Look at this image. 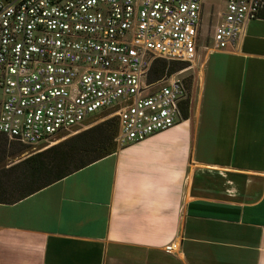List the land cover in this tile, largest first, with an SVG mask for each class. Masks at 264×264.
Masks as SVG:
<instances>
[{"label": "crops", "instance_id": "obj_1", "mask_svg": "<svg viewBox=\"0 0 264 264\" xmlns=\"http://www.w3.org/2000/svg\"><path fill=\"white\" fill-rule=\"evenodd\" d=\"M197 76L173 128L0 203V264H264V18Z\"/></svg>", "mask_w": 264, "mask_h": 264}, {"label": "built area", "instance_id": "obj_2", "mask_svg": "<svg viewBox=\"0 0 264 264\" xmlns=\"http://www.w3.org/2000/svg\"><path fill=\"white\" fill-rule=\"evenodd\" d=\"M222 1L210 51L233 47L264 10V0ZM206 8V0H0V144L48 143L109 110L119 146L173 128L189 99L184 70L152 79V65L196 60Z\"/></svg>", "mask_w": 264, "mask_h": 264}, {"label": "trees", "instance_id": "obj_3", "mask_svg": "<svg viewBox=\"0 0 264 264\" xmlns=\"http://www.w3.org/2000/svg\"><path fill=\"white\" fill-rule=\"evenodd\" d=\"M259 18H264V10L259 14ZM187 66L188 63L167 62L162 59H157L152 65L151 76L152 79H160L166 74L171 75L177 71L185 69ZM189 107L190 96L183 106L182 112L184 119L188 117ZM114 121L118 132V121L116 118H114ZM95 129L96 128H92L78 133L75 136L64 140L63 142H60L59 144L53 145L42 152L32 154L21 161L20 167H23V170L25 168L29 176H27V178L24 176V178L27 179V184H24L22 187H20V189L16 185V181L12 179V175H9L11 174L10 172L14 171L15 169L9 170V172L5 174L6 177L9 175L7 177V184L0 182V203H17L22 199L44 189L45 187H48L114 153L116 151L115 148L108 151L101 149L96 152L95 156L89 157L86 154H89L91 151H93L96 146L82 147L78 145L79 141H84L87 137L89 138L90 136L94 135L96 131ZM92 144H96V142H92ZM8 145H10L9 142L4 140L0 144V149ZM65 147L69 148L62 151V149ZM91 148L93 150H91ZM51 153L59 154L58 159L49 161L48 156ZM39 179L40 181H38ZM9 184H13V186L9 187Z\"/></svg>", "mask_w": 264, "mask_h": 264}, {"label": "rangeland", "instance_id": "obj_4", "mask_svg": "<svg viewBox=\"0 0 264 264\" xmlns=\"http://www.w3.org/2000/svg\"><path fill=\"white\" fill-rule=\"evenodd\" d=\"M206 6V28L204 27L203 30L204 36L201 43L202 46L198 51L196 60L193 63H188V66L185 69H182L184 72L179 76L180 78H184L186 80L189 88L190 100L194 92V83L197 82L195 78H198L197 74L200 70L202 58L208 51H210V48L212 47L211 33L209 32V29L213 25L217 24L219 18L218 13L223 10L224 2L222 0H206ZM114 118H116L114 117V110H109L97 116H92L83 126L76 127L73 132L59 135L48 143H43L35 147H24L21 144L12 143L0 149V182L7 184V177L12 175V179L16 181L15 183L20 189V187H22L24 184H27L26 178L29 176L25 168L23 170V167H20L21 161L32 154L42 152L53 145L59 144L60 142H63L64 140L71 138L78 133L92 128H96L94 135L90 136L89 138L87 137L84 141H79L78 143V145L82 147L96 146L94 150L91 148L93 151H91L89 154H86L87 156L93 157L95 156L96 152L101 149H105V151L112 150L113 148L117 149L120 146L115 140L117 136V128L115 126ZM92 142H96V144H92ZM68 148L69 147H65L62 149V151L67 150ZM58 157L59 154L51 153L48 156V160L54 161L55 159H58ZM13 169L15 170L10 172L11 174L6 177L5 174H7L9 170ZM24 176L26 178H24ZM38 181H40V179ZM10 186H13V184H9V187Z\"/></svg>", "mask_w": 264, "mask_h": 264}]
</instances>
